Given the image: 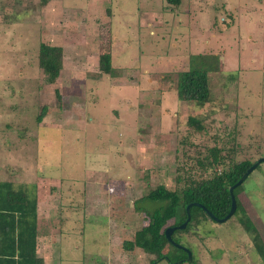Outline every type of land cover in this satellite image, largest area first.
<instances>
[{
  "label": "rangeland",
  "instance_id": "rangeland-1",
  "mask_svg": "<svg viewBox=\"0 0 264 264\" xmlns=\"http://www.w3.org/2000/svg\"><path fill=\"white\" fill-rule=\"evenodd\" d=\"M41 43L62 50L51 85ZM107 54L115 76L96 78ZM199 54L219 66L203 107L174 92ZM231 136L237 161L264 158V0H0V180L35 184L43 264H169L133 245L166 210L150 193L218 173L197 160L203 144L230 147ZM242 189L264 244V162ZM236 218L202 219L175 237L195 264H264Z\"/></svg>",
  "mask_w": 264,
  "mask_h": 264
},
{
  "label": "trees",
  "instance_id": "trees-1",
  "mask_svg": "<svg viewBox=\"0 0 264 264\" xmlns=\"http://www.w3.org/2000/svg\"><path fill=\"white\" fill-rule=\"evenodd\" d=\"M166 1L172 6H178L180 2V0ZM60 49L59 47H49L43 43L39 45L38 66L42 70L45 83L49 85L55 82L62 67V50ZM110 62L111 58L108 54L99 57V71L96 78L100 77L101 74L110 77L115 76ZM217 62V58L200 54L191 56L188 69L186 72L183 71L177 75L175 83L174 92L180 102L193 103L197 107H203L210 102L211 91L208 76L209 73L219 70ZM46 114L47 108L43 106L35 117L36 123H40ZM187 124L199 132L204 129L201 119L193 116L188 117ZM219 142L220 139L218 138L211 147L203 144V154L197 160L202 172L214 167L219 169L218 173L212 174L208 179L200 180H195L192 175L185 178L180 176L177 177L176 181L183 179L185 183L183 187L170 191L164 186H159L150 193L153 199H165L166 210L164 215L155 223L153 231L146 226L135 233L134 246L146 254L154 255L156 260L168 259L174 264L185 263L184 260L176 262L178 259H172L168 256L169 253H163L167 246L183 252L168 242L164 233L165 229L168 228H164L165 224L172 219L174 223L169 227H178L183 224L187 219L186 207L190 205L189 221L183 229L176 228L171 235L174 242L180 243L175 234L187 232L192 223L199 224L202 219L214 221L206 211L217 219L227 215L231 206L229 188L241 178L255 161L249 159L237 161L235 159L237 151L232 147L234 145L232 144L234 142L233 136H231L230 147H227L223 141L220 144ZM245 180L232 191L236 203L233 216L237 217V222L242 230L250 235L256 250L264 261V244H262L256 227L245 213L239 200V194L243 191L242 184ZM34 185L0 180V264H43V259L36 255L38 198ZM185 257L186 254L184 253L183 258ZM186 264H195L194 259Z\"/></svg>",
  "mask_w": 264,
  "mask_h": 264
},
{
  "label": "water",
  "instance_id": "water-1",
  "mask_svg": "<svg viewBox=\"0 0 264 264\" xmlns=\"http://www.w3.org/2000/svg\"><path fill=\"white\" fill-rule=\"evenodd\" d=\"M262 162H264V158H260V159H258V160H256L255 162H254V164L241 176V178L237 181V182H235V184L233 185V186H231L230 188H229V194H230V199H231V206H230V210H229V212L227 213V215L226 216H224V218H221V219H217L216 217H214L211 213H209L208 211H206L207 212V214L209 215V217L210 218H212L214 221H216V222H219V223H223V222H225L227 219H229L230 218V216H232L233 214H234V212H235V210H236V203H235V199H234V197H233V195H232V191H233V189L235 188V187H237V186H239L248 176H249V174L258 166V165H260V163H262ZM195 205H197V204H195ZM189 207H190V205H188L187 207H186V213H187V219H186V221L183 223V224H181L180 226H178V227H168V228H166L165 229V237L167 238V240H168V242H170L173 246H175L176 248H179V249H181L182 251H184L185 253H186V261L187 262H190L191 261V258H192V254H191V252L189 251V249H187L186 247H184L183 245H181V244H179V243H176V242H174L172 239H171V235H172V233L175 231V229L176 228H178V229H183L184 227H185V225H186V223L189 221V219H190V217H188L189 216Z\"/></svg>",
  "mask_w": 264,
  "mask_h": 264
},
{
  "label": "crops",
  "instance_id": "crops-1",
  "mask_svg": "<svg viewBox=\"0 0 264 264\" xmlns=\"http://www.w3.org/2000/svg\"><path fill=\"white\" fill-rule=\"evenodd\" d=\"M38 203H37V220H36V226L38 227V226H40L39 225V223H41L40 221H41V219H42V216L39 214V212H38ZM37 222H38V224H37ZM38 236V235H37ZM37 240H38V244H37V248H36V255L38 256V257H40L39 256V248H40V246H42V245H40V241H41V239L40 238H38L37 237Z\"/></svg>",
  "mask_w": 264,
  "mask_h": 264
},
{
  "label": "flooded vegetation",
  "instance_id": "flooded-vegetation-1",
  "mask_svg": "<svg viewBox=\"0 0 264 264\" xmlns=\"http://www.w3.org/2000/svg\"><path fill=\"white\" fill-rule=\"evenodd\" d=\"M183 260L185 261V260H186V257L181 259V261H183ZM179 261H180V260H178V261H176V262H179ZM168 262H169V264H174V262H170V261H168Z\"/></svg>",
  "mask_w": 264,
  "mask_h": 264
},
{
  "label": "clouds",
  "instance_id": "clouds-1",
  "mask_svg": "<svg viewBox=\"0 0 264 264\" xmlns=\"http://www.w3.org/2000/svg\"><path fill=\"white\" fill-rule=\"evenodd\" d=\"M180 244V243H179ZM182 245V244H181ZM185 247V246H184ZM188 249V248H187ZM181 250V249H180ZM184 252V251H183ZM191 252V251H190ZM185 253V252H184ZM186 254V253H185ZM192 254V253H191ZM168 260V259H167ZM191 260H192V258H191ZM185 263H187V261L185 260L184 261Z\"/></svg>",
  "mask_w": 264,
  "mask_h": 264
}]
</instances>
